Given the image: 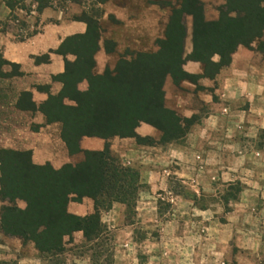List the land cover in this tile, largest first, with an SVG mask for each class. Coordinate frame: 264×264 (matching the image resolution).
Returning <instances> with one entry per match:
<instances>
[{
  "label": "crops",
  "instance_id": "1",
  "mask_svg": "<svg viewBox=\"0 0 264 264\" xmlns=\"http://www.w3.org/2000/svg\"><path fill=\"white\" fill-rule=\"evenodd\" d=\"M132 1H96L102 9L100 22L114 17L126 28L140 27L154 45L164 37L167 24L158 34L156 29L161 25L156 6H148L134 17L137 8ZM200 1L206 20L214 22L219 19L218 9L227 0ZM13 13L0 2V23L8 22ZM22 15L23 11L21 18L33 33L24 40L0 33V50L5 60L20 66L24 76L18 79H35L23 92H31L40 105L49 93L58 95L63 88L54 78L65 72V60L55 52L67 38L85 34L87 25L67 20L65 13L52 6L41 13L32 11L27 18ZM192 36V20L188 19L186 56L193 51ZM106 40L109 39L103 35L96 56L99 75L107 69L114 70L120 58L106 52ZM261 41L264 45V37ZM258 45L250 49L241 46L230 67L215 79L202 78L197 84L183 82L179 87L171 78L167 80V108L182 118L198 119L181 143L159 145L162 133L147 124H142L137 133L155 140L156 145H139L129 138L110 141L112 155L124 165L137 168L142 186L133 210L114 203L111 209L101 212L102 224L112 233V264H264V47ZM152 48L150 52H156ZM44 56H48L46 63H36ZM214 61L219 62V57ZM184 70L193 76L204 75L200 63L187 62ZM83 84L87 89L88 84ZM45 87L49 93L38 89ZM37 114L34 122L42 132L60 126L46 125L44 116ZM37 137L48 145L46 149L40 145L29 148L36 165L49 163L59 170L83 162V154L70 155L61 132L57 146L50 144L53 140L48 135L40 133ZM80 145L83 151L101 152L106 141L83 138ZM164 194L172 197L168 213L162 217L158 197ZM95 209L90 198L68 205L71 215L82 218L93 215ZM3 237L0 261L6 264H48L66 254L46 259L34 247L32 254L25 255L22 240ZM65 242L69 243V239ZM88 244L83 233L78 232L66 249Z\"/></svg>",
  "mask_w": 264,
  "mask_h": 264
},
{
  "label": "trees",
  "instance_id": "2",
  "mask_svg": "<svg viewBox=\"0 0 264 264\" xmlns=\"http://www.w3.org/2000/svg\"><path fill=\"white\" fill-rule=\"evenodd\" d=\"M96 1L103 4L108 0ZM42 2L36 0L38 13L51 7L48 0ZM6 6L14 11L11 3ZM170 8L164 37L156 42L158 51H129L120 56L114 70L107 69L101 75L96 73L103 32L100 18L87 13L74 18L87 25V32L67 38L55 52L65 60V72L54 78L63 85L62 91L54 96L48 87L38 88L49 93L40 105L31 92H22L15 107L22 113L42 114L46 125H60L61 139L70 155L83 154L84 160L56 170L49 163L36 165L31 151L0 149V199L8 204L0 215L5 237L20 239L25 245L32 243L40 254L49 256L63 255L66 244L72 243L78 232L83 233L88 245L105 240L108 230L102 224L101 212L114 203L133 208L142 187L139 172L112 155L110 141L129 138L139 145L158 144L138 135L142 124L162 133L159 145L183 141L198 119L182 118L167 108V80L171 78L179 87L183 82L197 84L202 78L215 79L230 67L241 46L250 49L260 43L259 48L264 47V0H227L214 22L206 20L200 0H179ZM188 19L192 20L193 51L186 56ZM116 49L115 42L105 41L108 54ZM1 61L13 69L9 79L24 76L19 65L3 57ZM47 61L48 56H44L36 63ZM187 62L200 63L204 75L188 74L184 70ZM84 82L88 90L82 92L79 85ZM83 138L102 139L106 147L101 152L83 151ZM85 198L95 202V213L84 218L71 215L69 203H81ZM18 201L26 203L25 210L18 207ZM67 238L69 243L65 242Z\"/></svg>",
  "mask_w": 264,
  "mask_h": 264
},
{
  "label": "rangeland",
  "instance_id": "3",
  "mask_svg": "<svg viewBox=\"0 0 264 264\" xmlns=\"http://www.w3.org/2000/svg\"><path fill=\"white\" fill-rule=\"evenodd\" d=\"M47 1V0H46ZM51 3V6L57 9L58 11H62L66 14L67 20L71 21L76 17H81L84 13H87L91 16H97L102 19V9L98 6V3L94 0H48ZM3 5H7L8 3L12 4L14 8V13L12 18L8 22L0 23V33H10L15 37L16 40L25 39L26 36H30L33 33L32 28H30L27 23L23 22L21 18L22 11L24 12V18L26 14H29L32 11L37 13L38 3L36 0H0ZM45 2V0H43ZM42 2V3H43ZM129 2V1H128ZM132 3L137 10H134V17L138 14L141 15L148 6H156L159 14V25L157 26V33H162L165 25L169 21L171 15V6H176L179 4V0H133ZM41 5V4H40ZM161 12V14H160ZM102 37L103 35L107 37L110 41H113L117 45V53L114 54L122 56L127 52H150L153 46L158 51V47L156 46V41L154 45L152 41L150 42L149 37L143 32V29L140 27L126 28L125 25L121 24L114 17H110L107 21H102ZM136 30V32L134 31ZM140 30V32H137ZM134 32V33H133ZM161 35V34H160ZM262 42V41H261ZM118 46L121 47V50L118 52ZM260 46V45H258ZM151 48V50H150ZM3 57V52L0 50V58ZM71 57V56H70ZM69 57V58H70ZM72 58V57H71ZM73 61L74 59H69ZM13 72L12 67L6 65L3 61L0 62V149H8L15 151H30L29 148L40 145L41 148L47 147L44 144V140L38 139L40 133L44 135H48L50 140H53L54 146H57L59 133L61 132V126H51L48 131H41V127L35 125L34 119L38 114H27L19 112L15 105L20 94L25 91L26 87L34 84L35 79L31 76L27 78V80L11 78L9 79L7 76ZM6 76V77H4ZM85 83V82H84ZM83 84V83H82ZM79 85V90L85 92L86 84ZM46 126H44L45 128ZM53 136V137H52ZM48 142V141H47ZM182 142V141H181ZM177 142V143H181ZM40 143V144H39ZM157 143V142H156ZM174 144V143H172ZM58 148V147H57ZM33 160V158H32ZM34 162V161H33ZM126 166V165H124ZM132 168L137 171V168L126 166ZM54 168V167H53ZM1 178V173H0ZM174 190L177 188V184H174L172 187ZM141 189L139 190L140 194ZM178 192V190H176ZM138 194V198H139ZM169 194H164L158 197V204L160 207V214L164 217L168 213V205L169 198H171ZM138 201V199H137ZM168 204V205H167ZM7 203H3L0 199V215L2 212V208L7 206ZM17 205L19 208L25 210L26 203L23 201H18ZM136 205V204H135ZM135 207V206H134ZM133 207V208H134ZM132 208V210H133ZM131 210V221L133 211ZM0 225H1V217H0ZM1 227V226H0ZM4 235L0 229V242H4ZM112 233L108 231L106 234V239L101 240V242L96 244H91L87 246H77L67 247L66 254L59 259H54V261H50L48 264H112L113 259V243H112ZM35 245L32 243H28L22 249L25 255H30L34 251ZM36 249V248H35ZM34 249V250H35ZM2 250V249H0ZM103 254V255H102ZM69 255V256H68ZM45 256L46 259H49V255ZM101 256V257H100ZM81 258L83 260H81ZM111 258V259H110ZM91 260V261H90ZM110 260V261H109ZM16 261H14L15 263ZM0 264H6L3 261H0Z\"/></svg>",
  "mask_w": 264,
  "mask_h": 264
}]
</instances>
